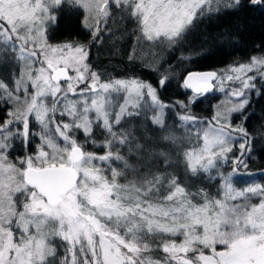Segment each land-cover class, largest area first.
<instances>
[{
  "label": "snow or ice",
  "instance_id": "snow-or-ice-1",
  "mask_svg": "<svg viewBox=\"0 0 264 264\" xmlns=\"http://www.w3.org/2000/svg\"><path fill=\"white\" fill-rule=\"evenodd\" d=\"M64 5L83 10L93 39L102 21L130 20L137 44L172 49L203 19L236 11L242 0H0V63L19 67L11 86L0 79V102L12 105L0 122V264H264V183L238 186L240 176L253 175L241 172L251 137L232 124L233 114L247 119L257 78L264 81V56L224 73L188 72L182 87L192 96L177 102L184 112L170 126L165 110L172 106L152 84L102 80L88 44L50 42ZM225 81L239 84L227 93L235 98L230 106H217L211 121L190 111L200 97L224 92ZM142 115L166 149L141 143L135 127H118ZM234 133L240 151L230 156ZM33 137L40 143L29 153ZM17 142L25 154L12 159ZM188 176L209 186L193 191Z\"/></svg>",
  "mask_w": 264,
  "mask_h": 264
},
{
  "label": "trees",
  "instance_id": "trees-1",
  "mask_svg": "<svg viewBox=\"0 0 264 264\" xmlns=\"http://www.w3.org/2000/svg\"><path fill=\"white\" fill-rule=\"evenodd\" d=\"M79 15L81 12L78 9L67 5L61 7L57 11L58 23L50 31L49 39L87 42L90 46L89 62L93 70L101 74V79L130 76L147 81L157 88L162 102L174 105L181 112L184 109L177 102H187L192 96L191 92L182 87L185 72L193 69H219L231 62L247 60L251 55L264 52V4L251 5L249 0H242V7L236 11H222L203 19L185 42L163 53L154 69L144 67L141 65L143 62L137 58L139 44L131 32L132 21L122 23L117 20L113 23L109 19L107 24L103 22L100 26L99 36L91 39V30L84 26ZM130 56L134 59H129ZM164 76L168 79L160 87L158 82ZM261 89H264V84L260 86ZM210 96L207 94L200 97L190 106V111L197 117L210 116L216 100ZM250 101L244 112L247 119H243L240 114H234L233 118L251 137V152L244 157L248 167L241 170L253 173L264 169V94L258 90L252 92ZM7 109L6 103L0 102V120L6 117ZM161 134L158 130L157 136ZM238 179L240 182L245 181L243 177ZM206 182L201 177L200 183H195V186L191 180H187L193 191L200 187L207 188Z\"/></svg>",
  "mask_w": 264,
  "mask_h": 264
},
{
  "label": "rangeland",
  "instance_id": "rangeland-1",
  "mask_svg": "<svg viewBox=\"0 0 264 264\" xmlns=\"http://www.w3.org/2000/svg\"><path fill=\"white\" fill-rule=\"evenodd\" d=\"M67 11H69V10H67ZM79 11L81 12V15H79V16L81 18V21L83 22V10L79 9ZM68 13L71 14L70 12H68ZM71 17H73V16H71ZM102 24H103V21L101 22L100 26ZM91 39H93L92 36H91ZM49 40L53 44H60V43H65V42H78V41H74V40H70V39L69 40H67V39L59 40V39L50 38ZM79 43L88 44L87 42H79ZM138 47L139 48H138V51H137V54H136L137 58L143 62L141 65H143L144 67H148L150 69L156 68V66L158 65V63L162 59L163 53H165L167 50H169L167 48H159V47H157L155 49H149V46H148V44L146 42H142L141 44L139 43ZM253 56H257V57L264 56V52L263 53H259V54L251 55V56H249L247 58V60L245 59V60H242V61L231 62L229 64H226V65L220 67L219 69H215V71L217 73L227 72L231 66H237L240 63H248L250 58L253 57ZM13 72H15L16 74L19 73V67L17 65H14L11 61H9L8 63H0V79H2L9 86L12 85L11 76H12ZM249 75H251V73ZM122 78L127 79V78H130V76L122 77ZM107 79H109V78L102 79V80H107ZM145 82H147V81H145ZM256 84H257V89L252 90V92H257V90L259 91L260 86L264 84V81H261L259 79V77H258L257 81H256ZM81 87H83V85ZM224 87H225V91L224 92L219 91L218 88H217V90H215L214 92L209 93L211 95L210 97H215L216 98V100H214V103H213L214 107H213L212 113H210V116H208V117H202L201 116L200 117L201 119L206 120V121H211L213 115L218 110L217 106H219L220 109H223L225 106H230V105H227V103H226L228 100H233V101L235 100V98L228 96L227 93L232 88L239 87V84L238 83H234V82L225 81L224 82ZM145 99L148 100L149 98L145 97ZM166 104H168V103H166ZM6 105L8 106V109L12 107V105H10V104H6ZM168 105H170V104H168ZM171 106L172 107H170V108L165 110L166 114H167L166 115V123L171 126L175 122V124L178 125L180 123V121L178 120L177 114L178 113L182 114L183 112L179 111L177 109V107L175 108L174 105H171ZM148 115L151 116V113H149ZM233 116H234V114H233ZM233 116H232V124L234 126L235 125H241L237 121V119L234 120ZM2 121L3 120H0V122H2ZM149 125H150V127H148ZM118 127H128V128L135 127L136 136L139 138L141 143L152 144L153 141H155L156 145L159 148H164V149L167 148V145L164 142H161L159 140V137L157 136L158 129L151 124L150 120L145 119V117L143 115L140 116V117H132V118L126 120L121 126H118ZM32 128H33L34 131H37V132L39 131V127L37 125H35V124L32 125ZM145 128H147V132H145ZM173 130L176 131L178 135L182 134V130L179 129V128H175L174 127ZM104 135H105V133H103L99 128H96L94 130V136H95V138L98 141H102L103 138H104ZM233 135L235 137H237V139L234 141L233 153H230L229 154L230 156L233 155V154L239 155V151H240L239 150V142H240L239 134L238 133H234ZM146 136H150L152 138V140L146 141L145 140ZM77 137L80 140H84L85 139V137L83 136L82 132H78L77 133ZM32 141L33 142L27 148V152H29V153L35 152L36 151V146L40 143L38 137H33ZM87 148H88L89 151H94V152H97L99 154H103V152L105 151L104 148L95 147V146H93L91 144H88ZM120 150H121L122 154L127 155V149L126 148L121 147ZM24 154H25V149L21 146V144L19 142H17L16 143V147H15L14 151L12 152L10 158L15 159L18 156L22 157ZM129 160H130L131 163H136L137 162L135 156H130ZM225 169L226 170H231V163L225 165ZM241 172H243V173H252V172H248V171H244V170H241ZM262 173H264V169L259 170L257 172H253L252 173L253 175L244 174V175L240 176L239 178L243 177V180H245L246 182L255 180V181L264 183V176L261 175ZM181 177L184 178V174H183L182 171H181ZM245 178H248V179L246 180ZM188 179L191 180V184L195 185V186H197V184H195V183H200V181H201V177H190V178H187V180ZM245 181H243V182L241 181L238 186H243ZM206 184H207V187H208L209 186V181H207ZM191 189H193V187H191ZM211 190L215 191V189H211ZM161 255H163V254H161Z\"/></svg>",
  "mask_w": 264,
  "mask_h": 264
},
{
  "label": "water",
  "instance_id": "water-1",
  "mask_svg": "<svg viewBox=\"0 0 264 264\" xmlns=\"http://www.w3.org/2000/svg\"><path fill=\"white\" fill-rule=\"evenodd\" d=\"M208 71H215V70H213V69H206V70L205 69H193V70H189V71L185 72V74L183 75L181 83H183V78L187 75L188 72H208ZM185 90H187V89H185ZM187 91L191 92V90H187Z\"/></svg>",
  "mask_w": 264,
  "mask_h": 264
}]
</instances>
